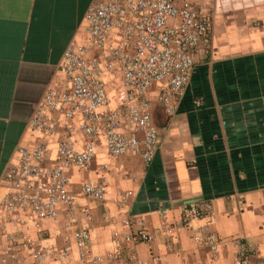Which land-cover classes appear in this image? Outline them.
Masks as SVG:
<instances>
[{"label":"crops","instance_id":"obj_1","mask_svg":"<svg viewBox=\"0 0 264 264\" xmlns=\"http://www.w3.org/2000/svg\"><path fill=\"white\" fill-rule=\"evenodd\" d=\"M90 1L0 0V198L8 188L1 176L18 161V147L43 143L52 164L59 140L77 150L84 144L80 133L65 132L77 125V114L68 120L42 111L53 135L28 122L47 90L55 98L63 92L58 67L70 41H87L83 14ZM197 10L210 19L212 54L195 56L171 115L157 101L161 84L152 85L147 100L157 148L151 161L145 165L132 152L110 157L98 141L89 169L64 170L70 216L61 204L51 220L0 206V264H234L233 240L253 246L245 264H264V0H199ZM104 83L111 99L122 91L116 79ZM120 130L128 126L121 123ZM101 179L103 200L80 193L81 181ZM199 200L211 205L209 229L219 240L213 254L192 240L204 219L180 224L183 205ZM83 227L90 254L79 259L71 234ZM138 229L151 239L124 242ZM36 244L50 249L41 262L33 257Z\"/></svg>","mask_w":264,"mask_h":264},{"label":"built area","instance_id":"obj_2","mask_svg":"<svg viewBox=\"0 0 264 264\" xmlns=\"http://www.w3.org/2000/svg\"><path fill=\"white\" fill-rule=\"evenodd\" d=\"M199 0H91L84 11L86 43L70 41L58 67L65 80L57 98L47 90L38 103L29 127L53 135L54 124L46 121L42 111L51 110L70 120L79 116L75 127L67 125V134L78 132L84 139L75 149L66 140L56 143L52 164L47 163L49 150L43 143L31 148L18 147V161L7 167L1 179L7 192L0 206L7 212L28 209L37 220L56 217V205L66 208L68 216L74 207L67 191V168H90L95 145L101 142L105 153L119 157L128 152L137 154L147 165L157 148V130L151 121L147 95L154 83L161 84L157 101L167 115L173 113L172 102L179 99L193 70L198 54H212L211 22L197 10ZM105 79L118 80L122 91L113 99L105 91ZM199 106L200 100H195ZM128 126L120 130V124ZM104 179L98 184L83 180L80 193L96 201L104 198ZM264 196V190H263ZM191 219H204L192 234L195 244L216 252L219 240L209 229L214 217L211 205L194 201L183 205L180 224ZM122 223H126L124 220ZM79 259L90 254L86 245L88 229L71 234ZM25 240V237H21ZM151 236L138 229L123 236L124 242H147ZM117 243V240H115ZM234 264H245L253 246L249 242L232 241ZM50 253L45 244H36V262ZM64 256V252L56 255ZM111 258V255H107ZM94 262L100 258L93 256Z\"/></svg>","mask_w":264,"mask_h":264}]
</instances>
